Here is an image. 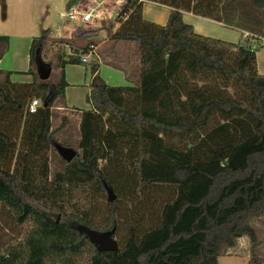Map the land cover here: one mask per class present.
Returning <instances> with one entry per match:
<instances>
[{"label": "trees", "instance_id": "obj_1", "mask_svg": "<svg viewBox=\"0 0 264 264\" xmlns=\"http://www.w3.org/2000/svg\"><path fill=\"white\" fill-rule=\"evenodd\" d=\"M144 2L169 8L164 26L143 18ZM183 13L241 36L233 44L195 34ZM116 22L109 39L137 46L134 86L93 78L90 109L76 110V155L68 163L58 156L64 165L53 174L49 154L53 142L69 147L56 139L69 118L53 129L51 109L64 104V65L82 57L63 61L66 41L58 42L57 64L47 63L61 68L59 77L39 80L34 52L42 56L49 34L41 29L32 82L0 71V209L25 227L0 264H219L243 236L248 264H264L247 225L264 207V75L255 45L264 39V0H125ZM6 47L0 36V58ZM32 100L40 105L28 113ZM103 182L115 200H106L99 229L93 196L106 194ZM77 225L120 233L117 250L99 251Z\"/></svg>", "mask_w": 264, "mask_h": 264}, {"label": "crops", "instance_id": "obj_2", "mask_svg": "<svg viewBox=\"0 0 264 264\" xmlns=\"http://www.w3.org/2000/svg\"><path fill=\"white\" fill-rule=\"evenodd\" d=\"M71 1L0 0V36L7 39V47L0 58V71L3 74L8 73L10 82H32V76L27 74L30 68V52L33 40L37 39L41 29H48V38L56 43L66 41V44L62 46L63 61L67 62L69 59L82 57L86 52L83 55L86 56L87 54V61L84 64L67 63L64 65L62 72L67 85L64 104L57 103L58 105L55 104L51 109L52 115L53 110H56V112H62L57 113L59 116H67L69 122L74 119L78 130L79 119L76 110L87 111L90 109V105L85 102V97L93 78L96 76L106 85L113 87L134 86L138 59L131 69L123 67L122 61L124 60L120 55L121 48L125 44L134 43L118 42L115 44L109 39L117 27V22L114 25H108L99 9L103 3L110 0H77L75 3ZM111 1L116 4L118 11L125 2V0ZM77 9L82 12L93 11L94 14L96 13V17L86 24L76 23L71 26L66 20L65 14ZM142 14L145 20L164 26L169 15V8L151 2H144ZM182 19L192 26L195 34L205 37L235 44L241 36L239 31L227 29L218 23L195 17L189 13H183ZM77 32L79 33L77 34ZM81 33L83 35L80 36ZM92 37L100 39L97 41ZM90 46L92 47L91 51H87ZM60 47L59 45L57 49H51L49 52L50 59L47 61L57 64L56 58L59 56L57 52ZM258 53H256V59ZM93 62L98 65L95 72L91 69L90 63ZM60 71L61 68L56 66L51 69V73H56V79L59 77ZM258 72L264 75V68L263 71H260L258 67ZM84 104L85 106H83ZM52 123L53 118H51ZM59 134L56 135L57 140ZM78 139L79 132L77 142ZM65 140L67 139L58 141L62 143Z\"/></svg>", "mask_w": 264, "mask_h": 264}, {"label": "rangeland", "instance_id": "obj_3", "mask_svg": "<svg viewBox=\"0 0 264 264\" xmlns=\"http://www.w3.org/2000/svg\"><path fill=\"white\" fill-rule=\"evenodd\" d=\"M114 2L111 0L108 2L103 3L99 9V12L102 13L103 17L108 22V25H114L116 22V16L118 14V8L115 6ZM98 12V13H99ZM96 14V13H95ZM150 22V21H149ZM72 26L73 22H68ZM103 25V24H102ZM101 25V26H102ZM80 32V30H79ZM77 32V34L79 33ZM85 34L86 32H82ZM80 34L83 35V34ZM87 34V33H86ZM49 35V34H48ZM93 39L99 41L97 37H92ZM258 42L255 45L261 46L259 53L257 54V61L258 67L260 71H263V64H264V45L263 39H257ZM254 44V43H253ZM59 47V44L55 41L47 39L46 45L44 47L42 59L43 61L47 62L50 59L49 52L55 50ZM121 58L124 60L122 61V66L126 68H132V65L136 63L137 57V48L134 44H125L121 48ZM126 63V65H124ZM132 63V64H131ZM2 71H4L2 69ZM56 73L52 72L50 75V80L53 81L56 79ZM58 105V104H57ZM85 106V104L83 105ZM57 113H62L61 111L53 110V128L56 125H59L60 118ZM74 114L73 112H70ZM73 119L71 122L68 123L67 127L58 135V140L67 139L63 141V144H66L73 150H77V137H78V130L76 121ZM49 157V169L50 173L53 174L55 171L61 170L63 168V161L58 157V155L52 151ZM94 206L97 210V215L94 218V224L97 228H101V226L105 222V209H106V194H95L93 196ZM248 227L251 228L253 231L255 241L257 243L256 249L257 254L259 257L264 258V207L262 210V214L260 216H253L248 219L247 222ZM25 227L17 226L12 216L5 210L0 209V252L4 250L8 245L13 244L18 239L21 238ZM120 233L115 235V240L118 242V238ZM250 249H251V241L247 236H243L236 241V244L231 248H225L224 252L218 257L219 264H248V260L250 257Z\"/></svg>", "mask_w": 264, "mask_h": 264}, {"label": "water", "instance_id": "obj_4", "mask_svg": "<svg viewBox=\"0 0 264 264\" xmlns=\"http://www.w3.org/2000/svg\"><path fill=\"white\" fill-rule=\"evenodd\" d=\"M34 65L39 80H48L51 75V66L47 62L43 61L40 47L34 52ZM46 106L47 105L44 103L43 107ZM52 145L58 156L64 162H70L76 155V151L70 147L63 146L57 142H53ZM103 188L106 192L107 201L113 202L115 200V195L105 182H103ZM75 228L78 232L84 234L99 251L114 252L118 248L117 242L113 238V230L98 233L82 225H77Z\"/></svg>", "mask_w": 264, "mask_h": 264}, {"label": "built area", "instance_id": "obj_5", "mask_svg": "<svg viewBox=\"0 0 264 264\" xmlns=\"http://www.w3.org/2000/svg\"><path fill=\"white\" fill-rule=\"evenodd\" d=\"M96 17V15L94 14L93 11H88V12H82L77 10H72L69 11L65 14V18L68 22H73L74 24L78 23V24H86L90 21H92V19ZM90 49H92V47H89ZM87 54L86 56H82V62H86L87 61ZM40 103L38 100H32L26 107V110L28 111V113H34L37 109V107H39Z\"/></svg>", "mask_w": 264, "mask_h": 264}]
</instances>
